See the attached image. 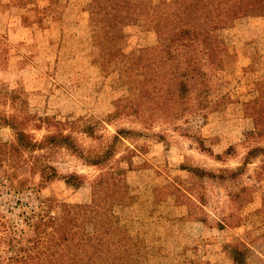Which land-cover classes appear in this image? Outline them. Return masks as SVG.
<instances>
[{
  "label": "rangeland",
  "instance_id": "374dc122",
  "mask_svg": "<svg viewBox=\"0 0 264 264\" xmlns=\"http://www.w3.org/2000/svg\"><path fill=\"white\" fill-rule=\"evenodd\" d=\"M93 1L12 0L0 13V258L24 255L54 220L90 231L92 208L124 227L104 235L107 264H234L233 246L240 264H264V127L254 130L245 110L252 102L264 113V17L221 24V62L196 61L203 91L181 93L172 65L134 61L154 45L138 26L123 28L116 58L101 69L100 31L85 10ZM121 65L129 70L120 74ZM2 118L31 141L62 134L72 147L20 150ZM117 130L131 133L112 143L110 162L123 157L112 201L97 183L103 167L78 154L99 152ZM256 146L263 151L241 165ZM182 167L227 173L191 188ZM51 171L57 177L45 179ZM71 174L79 181L65 179Z\"/></svg>",
  "mask_w": 264,
  "mask_h": 264
},
{
  "label": "trees",
  "instance_id": "16d2710c",
  "mask_svg": "<svg viewBox=\"0 0 264 264\" xmlns=\"http://www.w3.org/2000/svg\"><path fill=\"white\" fill-rule=\"evenodd\" d=\"M85 10L89 14V23L100 31L101 49L95 61L103 71L116 58L117 46L125 37L123 28L138 26L142 32L154 36V45L141 56L135 57L134 61L139 62L144 58L155 60L153 63L156 64L172 65L173 75L179 77L178 90L185 93L189 85H200L193 86L200 93L203 91L201 89L204 87V80L195 79L198 69H195L194 63L198 61L199 65L210 69L221 62L224 46L217 35L219 26L231 25L236 20L251 16L264 17V0H161L157 4H152L149 0H95L88 3ZM186 59L188 64L183 68L180 64ZM190 66L192 68L189 69ZM114 67L120 74L129 70L122 65ZM144 68H148V65ZM245 107L255 126L254 130L264 127V113L256 112L252 102H246ZM1 121L14 131L15 143L20 150L29 152L61 142L68 149L72 147L65 135H57L56 138L47 136L45 143L35 142L27 139L23 128L11 120L2 118ZM129 133L131 132L127 130H117L110 143L104 145L99 152L78 154L86 165L103 167V171L97 176V183L104 184L105 195L112 201L119 199L115 189L123 187L121 171L116 167V163L123 157L110 162L113 154L112 143ZM227 151L228 149L224 153ZM261 151L263 149L257 146L248 150L241 165L247 164V159L255 157ZM215 157L218 159V156ZM181 169L189 173L192 181L188 185L191 188L195 180L222 179L227 173L226 170H218L219 174H214L197 167ZM236 172L237 170L230 172V177L235 176ZM43 177L51 179L57 176L51 171ZM65 179L79 181V177L74 174ZM184 191L186 193L187 190ZM85 209L88 210L86 207ZM89 210L97 215L90 231H85L82 223L70 220H54L43 224L36 232V240L24 255L0 258V264H107L101 256L104 235L110 232L120 233L124 227L110 210H103L99 215L92 208ZM234 247L231 248L232 262L240 264L239 254Z\"/></svg>",
  "mask_w": 264,
  "mask_h": 264
},
{
  "label": "crops",
  "instance_id": "0c3cea01",
  "mask_svg": "<svg viewBox=\"0 0 264 264\" xmlns=\"http://www.w3.org/2000/svg\"><path fill=\"white\" fill-rule=\"evenodd\" d=\"M11 3H12V0H0V13L3 11L13 9V6L11 5Z\"/></svg>",
  "mask_w": 264,
  "mask_h": 264
}]
</instances>
